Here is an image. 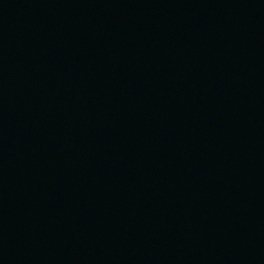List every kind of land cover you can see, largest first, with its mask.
<instances>
[{"label":"water","instance_id":"obj_1","mask_svg":"<svg viewBox=\"0 0 264 264\" xmlns=\"http://www.w3.org/2000/svg\"><path fill=\"white\" fill-rule=\"evenodd\" d=\"M0 264H264V0H0Z\"/></svg>","mask_w":264,"mask_h":264}]
</instances>
